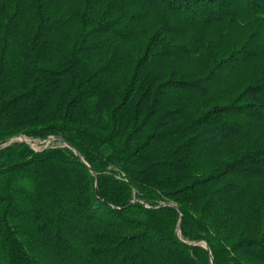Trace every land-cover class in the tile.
Listing matches in <instances>:
<instances>
[{
	"label": "trees",
	"instance_id": "16d2710c",
	"mask_svg": "<svg viewBox=\"0 0 264 264\" xmlns=\"http://www.w3.org/2000/svg\"><path fill=\"white\" fill-rule=\"evenodd\" d=\"M19 136L0 264H264V0H0Z\"/></svg>",
	"mask_w": 264,
	"mask_h": 264
},
{
	"label": "rangeland",
	"instance_id": "374dc122",
	"mask_svg": "<svg viewBox=\"0 0 264 264\" xmlns=\"http://www.w3.org/2000/svg\"><path fill=\"white\" fill-rule=\"evenodd\" d=\"M13 140H28V139H26L25 137H23V136H19V137H17V138H13V139H11V141H13ZM50 141L52 140V138H50L49 139ZM49 140H47V141H49ZM10 141V142H11ZM41 142V141H34V142H30L36 149H40V148H42L45 144H48V142Z\"/></svg>",
	"mask_w": 264,
	"mask_h": 264
},
{
	"label": "water",
	"instance_id": "95a60500",
	"mask_svg": "<svg viewBox=\"0 0 264 264\" xmlns=\"http://www.w3.org/2000/svg\"><path fill=\"white\" fill-rule=\"evenodd\" d=\"M49 140V139H48ZM11 141V139H9V140H6V141H2V142H0V145H4V144H7L8 142H10ZM25 141H27V142H34L33 140H25ZM50 141V140H49ZM49 141H47V142H49ZM68 145V144H67ZM204 246H206L208 249L210 248L209 246H208V244L206 243V242H203L202 243Z\"/></svg>",
	"mask_w": 264,
	"mask_h": 264
}]
</instances>
